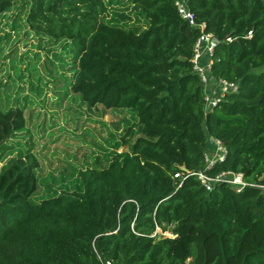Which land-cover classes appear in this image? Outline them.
Listing matches in <instances>:
<instances>
[{
    "label": "trees",
    "instance_id": "trees-1",
    "mask_svg": "<svg viewBox=\"0 0 264 264\" xmlns=\"http://www.w3.org/2000/svg\"><path fill=\"white\" fill-rule=\"evenodd\" d=\"M132 1L147 15L140 32L110 17L105 0H0V19L16 6L25 15V22L9 16L0 31V58L21 32L38 40L37 52L22 55L24 72L15 48L8 63L1 59L0 75L9 64L17 83L28 78L30 92L42 89L44 49L74 70L71 90L85 104L133 111L139 128L123 157L78 172V191L49 188L37 202L45 166L18 150L30 95L21 97L17 84L12 100L0 87V264H264L259 190L207 191L196 177L179 188L174 178L180 167L205 169L214 137L228 154L210 174L232 171L264 183V0H187L197 23L220 41L213 74L239 85L207 116L192 63L200 29L182 19L177 0ZM59 43L64 51L56 53Z\"/></svg>",
    "mask_w": 264,
    "mask_h": 264
},
{
    "label": "rangeland",
    "instance_id": "rangeland-1",
    "mask_svg": "<svg viewBox=\"0 0 264 264\" xmlns=\"http://www.w3.org/2000/svg\"><path fill=\"white\" fill-rule=\"evenodd\" d=\"M105 1L109 5L110 17L137 28L138 32L146 29L147 15L132 0ZM20 15V9L16 6L6 16L7 18L0 19V31L3 28L8 30L5 24L12 19H9L10 17L16 19L20 18ZM21 16L22 22H25L24 11ZM24 33L21 32L17 39L13 37L9 44H4V53L0 58V63L2 60L8 63V56L15 57L12 50L17 48V60L20 61L22 57L25 60L18 62L23 72L26 58L22 55L28 50L37 52L31 46L38 42L33 32L29 36ZM63 45L64 43H59L54 51L63 52ZM40 55L42 60L37 67L43 77L40 84L42 89L35 88V91L30 92L33 80L28 78L23 83L21 81L17 83L15 79L17 73L14 75L9 64L0 75V87L5 97L12 100L17 97L15 93L17 84L24 88L21 97L30 95L28 104L30 108L26 112L27 133L18 137L21 140L18 150L22 153L32 152L40 164L45 166V173L39 177L40 191L37 195L39 197L35 198L37 202L51 194L49 188L57 190L59 194L78 191L81 187L77 175L79 171L107 168L117 155L123 157L124 153L129 152L130 145L139 135L138 122L133 111H110L102 106L90 108L79 94L71 90V83L75 77L74 70L62 66L53 53L48 55L44 49ZM5 57L8 59L4 60ZM29 57L33 58L34 55L30 53ZM6 79H10L11 82L6 84ZM24 104L21 102L20 107L22 108ZM125 141H128V145ZM52 164L54 166H51ZM158 234L173 238L170 232L163 233L161 230Z\"/></svg>",
    "mask_w": 264,
    "mask_h": 264
},
{
    "label": "built area",
    "instance_id": "built-area-1",
    "mask_svg": "<svg viewBox=\"0 0 264 264\" xmlns=\"http://www.w3.org/2000/svg\"><path fill=\"white\" fill-rule=\"evenodd\" d=\"M176 6L182 19L191 27L201 31V35L194 46L192 63L193 71L200 77L203 86L205 115L207 116L215 111L227 95L238 93L239 85L213 74V56L220 41L213 33L206 32V23H197L196 17L187 6V0H177ZM252 35V32H249L247 38L250 39ZM227 154V148L221 140L209 137L208 151L204 154L205 169L190 171L185 166L180 167L181 171L174 177L181 180L178 187L180 188L189 178L196 177L207 191H212L219 185H227L236 193H241L250 187L259 190L264 195L262 178L258 182H252L246 179L244 173L232 171L214 175L209 173L217 164L225 161ZM106 264L112 263L108 261Z\"/></svg>",
    "mask_w": 264,
    "mask_h": 264
},
{
    "label": "water",
    "instance_id": "water-1",
    "mask_svg": "<svg viewBox=\"0 0 264 264\" xmlns=\"http://www.w3.org/2000/svg\"><path fill=\"white\" fill-rule=\"evenodd\" d=\"M173 230H174V227H171L169 231L172 232Z\"/></svg>",
    "mask_w": 264,
    "mask_h": 264
}]
</instances>
